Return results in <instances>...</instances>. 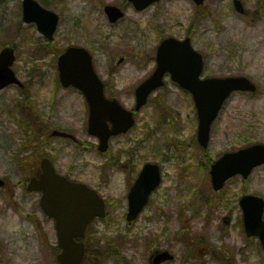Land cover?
I'll use <instances>...</instances> for the list:
<instances>
[{
    "label": "rangeland",
    "instance_id": "rangeland-1",
    "mask_svg": "<svg viewBox=\"0 0 264 264\" xmlns=\"http://www.w3.org/2000/svg\"><path fill=\"white\" fill-rule=\"evenodd\" d=\"M36 1L60 16L52 44L23 22V0H0V50L15 47L13 69L27 86L0 91V177L11 184L0 190V264H58L55 223L40 209V195L24 186L42 154L108 201L107 218L96 220L85 240L88 264H116L110 251L124 257L118 264H150L155 250L175 256L167 264H264L238 204L245 192L264 189V173L256 171L247 184L235 178L215 193L207 167L226 152L264 145V0H242L248 16L235 11L233 0H206L201 10L191 0H169L144 12L126 0ZM106 5L121 7L125 18L111 25ZM188 36L204 56L203 78L246 76L259 94H235L227 102L203 152L193 99L167 77L129 134L114 138L106 154L93 148L98 140L88 134L84 97L60 87L59 54L71 46L89 50L110 91L133 110L135 89L153 72L160 43ZM53 130L85 145L52 139ZM147 163L160 166L162 185L129 226L127 196ZM225 216L231 225H224Z\"/></svg>",
    "mask_w": 264,
    "mask_h": 264
},
{
    "label": "water",
    "instance_id": "water-1",
    "mask_svg": "<svg viewBox=\"0 0 264 264\" xmlns=\"http://www.w3.org/2000/svg\"><path fill=\"white\" fill-rule=\"evenodd\" d=\"M134 3L137 10L142 11L160 0H129ZM205 0H195L202 5ZM239 13L245 14L242 3L235 1ZM112 23H116L124 14L115 7L105 9ZM24 21L35 22L39 31L49 40H53L57 30L59 17L43 9L34 0L24 1ZM13 49H5L0 54V90L11 84H20L11 67L15 61ZM202 56L196 53L190 40L180 42L175 39L166 40L159 48L158 70L137 90L139 111L147 104L149 95L164 85L163 77L167 72L173 80L194 95L199 113L198 140L205 149L210 141V131L213 122L223 107L225 101L233 92H256V86L247 78L208 79L200 81L203 70ZM60 78L64 87L71 85L81 90L90 105L91 117L89 133L98 136L101 140L100 150L107 151L111 136L128 132L135 124L133 113L125 111L117 101H107L104 97L103 84L96 76L92 57L79 48H70L59 59ZM108 121L113 124L112 129ZM54 136L74 138L70 135L55 132ZM264 163V146H254L236 154H228L212 166V181L216 191L221 190L226 181L237 174L245 177L252 169ZM42 175L40 179L30 181V192L43 191L41 207L47 216L56 220L59 245L63 253L58 256L60 264H82L84 257V244L77 243L76 238H83L89 224L94 218H104L105 202L98 194L86 186L70 183L64 177L58 176L49 160L42 162ZM161 183L160 168L156 165H146L139 179L129 194L130 208L128 221L132 223L148 204L150 195ZM4 182L0 180V187ZM259 200V199H258ZM257 199L245 197L241 206L245 211V226L249 236H261L264 245V224L262 211L255 216L249 207L255 205ZM262 202V206H263ZM248 208V209H247ZM168 253H159L154 264H162L172 260Z\"/></svg>",
    "mask_w": 264,
    "mask_h": 264
},
{
    "label": "flooded vegetation",
    "instance_id": "flooded-vegetation-1",
    "mask_svg": "<svg viewBox=\"0 0 264 264\" xmlns=\"http://www.w3.org/2000/svg\"><path fill=\"white\" fill-rule=\"evenodd\" d=\"M261 168L264 169V166H262ZM259 195H260V197L264 198V189L260 190Z\"/></svg>",
    "mask_w": 264,
    "mask_h": 264
}]
</instances>
